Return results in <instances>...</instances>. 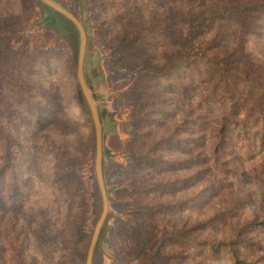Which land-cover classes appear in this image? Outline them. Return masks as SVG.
<instances>
[{
	"label": "rangeland",
	"instance_id": "rangeland-1",
	"mask_svg": "<svg viewBox=\"0 0 264 264\" xmlns=\"http://www.w3.org/2000/svg\"><path fill=\"white\" fill-rule=\"evenodd\" d=\"M53 1L86 27L85 74L103 119L110 219L95 264H153L150 256L140 255L150 238L197 228L193 237L221 244L236 239L248 223L264 221V153L250 157L244 149H229L221 162L236 175L217 167L212 152L228 101L253 126L264 116L259 94L236 83L225 95L207 63L175 72V90L141 78L146 65L160 68L189 54L231 65L263 84L264 12L202 26L203 15L228 0ZM75 31L64 16L37 0H0V42L30 53L8 69L2 85L0 199L9 208L16 188L22 208L13 212L0 205V264L87 263L101 207L92 124L72 101L79 59L65 35ZM133 41L132 49L123 51ZM136 109L148 116L139 126ZM237 134L231 138L247 145ZM142 156L161 163L146 166ZM71 170L82 187L80 206L74 209L78 228L68 236L73 189L57 173ZM135 180L144 191H134ZM141 202L169 209L146 222L138 217ZM137 226L144 233L132 239ZM245 237L261 248L242 249L241 257L264 264V227ZM162 254L159 264H232L225 250L207 256L176 242Z\"/></svg>",
	"mask_w": 264,
	"mask_h": 264
},
{
	"label": "trees",
	"instance_id": "trees-1",
	"mask_svg": "<svg viewBox=\"0 0 264 264\" xmlns=\"http://www.w3.org/2000/svg\"><path fill=\"white\" fill-rule=\"evenodd\" d=\"M40 3H43L41 0H37ZM44 4V3H43ZM46 5V4H44ZM47 6V5H46ZM49 7V6H48ZM136 7V5H134ZM264 12V1L263 2H246L244 4H230V0H228L227 4L219 5L216 9H211V11L206 12L203 15L202 23L201 25H207V23L211 22L214 19H224V18H230V17H243L245 13H251V12ZM60 14V13H59ZM62 15V14H61ZM63 16V15H62ZM65 17V16H64ZM66 18V17H65ZM76 29L75 32H69L67 35L60 33V36H66L76 50V55L78 54L79 59V50H80V34L77 29V27L71 22L68 18H66ZM85 27V26H84ZM86 29V27H85ZM135 41L128 43L127 45L123 46V51H130L133 47V44ZM139 41L137 42V44ZM30 53L28 51L22 52V51H16L14 50L10 44L4 42H0V103L2 101V90H3V83L6 79V74L8 69L14 63H16L19 59L26 58ZM187 56V57H186ZM185 57H182L179 60H171L167 62L163 67H155L152 64H148L145 67V71L141 74L142 80L145 79H152L157 81L159 85L164 87L165 89H172L175 90L177 87V84L173 80V74L175 72H186L187 70L193 68L196 64H206L209 66L212 73H216L218 75L217 77V83L221 85L222 89L224 90V93L226 95V90L230 88L231 85H235L236 83H242L244 86L250 90L251 92H257L259 94V101H264V83L262 84L261 81L253 80L250 76V74L246 72H242L240 70L235 69L233 66L230 65H222L221 63H213L212 61L205 62L204 59L200 56L195 60L191 55L186 54ZM76 89L74 92V96L72 98V101H74V104H76L81 111H83L85 114L89 115V119L92 124V141H93V147L94 152L96 156V132H95V125L91 114V109L89 107V104L85 98V95L82 91L81 85L79 83L78 79V64L76 66ZM87 85L91 91V86L88 82L87 76L85 74ZM141 81V80H140ZM2 87V88H1ZM182 90L186 91V86L180 87ZM179 88V90H180ZM93 95V94H92ZM229 96H227L228 98ZM94 100L96 101L95 96L93 95ZM226 98V99H227ZM145 103V107H148L149 105L147 102H143V100L140 99V104L142 105ZM229 105L227 113L222 116L219 121L217 122L218 128H220L219 132L216 134L214 138V145H212V152L214 155V162L217 167L223 169L224 173H234L236 175L237 172L233 169L228 170V168H224L226 162H221V158L224 154L228 153L229 149L240 151L244 149L245 151H248L250 154V157L254 156L255 153L258 150H261L262 153H264V116H259L254 119L253 126H248L247 122L245 120L240 119L238 116L239 110L236 106V104H231L230 101H228ZM260 107H264L262 103H258ZM98 111L100 115V120L102 123L103 128V119L100 113L99 106ZM135 118L136 123L139 126V123L141 120L148 119L147 115H142L141 110L136 109L135 110ZM253 129V130H252ZM234 133H238V136H241L243 140L247 143L245 146H240L236 140H233L231 137L234 135ZM104 139V135H103ZM174 142L173 140H171ZM104 148H103V173H104V179L106 184V176H105V162H104ZM137 162L140 161V158L137 157ZM142 161L146 166L153 165L154 167H158L160 165V160H157L154 158H148L146 156L141 157ZM134 171V170H133ZM244 177L251 178L253 180L258 179V176H254V174H251L249 172L242 173ZM57 177L59 181H61V177L65 180V185L69 188L72 187L73 192H70L71 194V204H70V216H68L67 224H66V235H71L72 229H77V217L76 214H74V209H77L80 206V198H81V183L79 182L77 173H75L73 170L66 175H60L57 173ZM132 186L134 187V191L136 193L144 191L142 190L141 184L138 181H134ZM107 188V184H106ZM97 193L99 195L100 199V210L102 213V194L99 188V185L97 187ZM108 196H109V190H107ZM264 194V193H263ZM109 198V197H108ZM10 202L11 205L9 208L6 206V201L3 199H0V205L3 206V210L10 209L13 212H18L22 208V200L20 196V192L18 189H14V192L10 196ZM138 213L140 220H148L150 217H157V216H163L169 207H154L150 206L149 204H145L144 202L138 204ZM172 209H175V207H170ZM101 213H99L98 218L100 217ZM110 219V214H108L107 220L103 226L96 250H95V256L93 260V264H95L96 260V252L98 250L100 242L103 240L104 235L108 229V223ZM146 220V222H147ZM207 226L206 224H203V227ZM258 227H264V221L257 222L252 221L247 224V226L244 227V229L240 230L238 233V236L236 239H233L229 242L216 244L209 240L200 241L197 238L193 237L191 234L193 230L197 228H185L180 235L178 236H172V235H162L160 237L150 238L152 240H145L143 241V246L140 251V255L142 256H150V260L153 264H159V260L163 257L162 253L164 249L170 244V243H181L183 247H186L188 249H194L198 251L201 255H207V256H214V255H220L224 250L229 256V259L231 260L232 264H256L253 261H249L243 257H241V251L242 249L248 250V251H254L256 248H261L259 244L251 240L246 239L245 234L252 232L253 230L257 229ZM144 227L137 226L134 228V231L132 232V239L137 238L138 236L143 235ZM92 239V238H91Z\"/></svg>",
	"mask_w": 264,
	"mask_h": 264
},
{
	"label": "water",
	"instance_id": "water-1",
	"mask_svg": "<svg viewBox=\"0 0 264 264\" xmlns=\"http://www.w3.org/2000/svg\"><path fill=\"white\" fill-rule=\"evenodd\" d=\"M44 4L55 10L56 12L62 14L68 18L77 27L80 34V50H79V60H78V79L81 85L82 91L91 109L92 118L95 125L96 132V174L99 183V188L103 199V209L100 219L96 225L91 244L88 251L87 263L93 264L95 250L103 229V226L107 220L109 214V198L107 193V188L103 173V128L100 120V115L96 101L87 85L85 78V59L87 52V33L83 24L78 18H76L69 10L63 8L53 0H41Z\"/></svg>",
	"mask_w": 264,
	"mask_h": 264
}]
</instances>
